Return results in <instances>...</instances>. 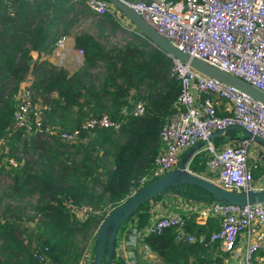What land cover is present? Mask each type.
<instances>
[{"label":"trees","instance_id":"1","mask_svg":"<svg viewBox=\"0 0 264 264\" xmlns=\"http://www.w3.org/2000/svg\"><path fill=\"white\" fill-rule=\"evenodd\" d=\"M68 11L78 13L79 20L95 15L84 0H0V147H7L0 153V175L9 178L0 189V264H78L87 238L105 213L144 184L138 179L152 169L161 145L159 130L174 110L179 82L170 72V57L141 33H132L139 37L136 41L105 40L107 32L120 26L110 12L95 16L97 36L85 29L73 35L74 46L83 51L79 68L69 72L41 58L42 52L49 53L58 34L70 32L64 24ZM32 50L37 57L31 56ZM20 83H28L44 123L70 130L89 115L105 113L118 125L81 131L70 142L25 134L10 127ZM136 100L143 103L142 113L121 111ZM216 108L218 114L225 113L221 101ZM226 134L214 136L213 144L219 145ZM7 157L15 164H8ZM187 160L190 171L200 174L205 170L202 150ZM262 170L252 161L253 179ZM167 192L185 199L210 200L209 193L195 184L185 183ZM68 199L89 204L98 212L77 220L67 207ZM147 204L140 203L117 233L127 221L143 226L150 216ZM32 218L36 223L25 229L23 222ZM217 227L214 217L203 223L188 217L184 224L195 237L207 236ZM142 241L162 264H225L218 241L202 245L196 239L176 240L172 227L146 234ZM42 246H46L45 260L33 254L34 248ZM256 253L264 255V246ZM111 264H125L114 250Z\"/></svg>","mask_w":264,"mask_h":264},{"label":"built area","instance_id":"2","mask_svg":"<svg viewBox=\"0 0 264 264\" xmlns=\"http://www.w3.org/2000/svg\"><path fill=\"white\" fill-rule=\"evenodd\" d=\"M123 1L179 50L235 74L264 92V0ZM84 3L96 16L107 11L120 26H132L108 0H84ZM64 40L65 34H58L50 51L55 50L54 54H58L64 48ZM82 52L80 47L75 48V54L81 56L78 60L82 58ZM169 57L170 72L179 82L174 110L159 130L161 145L153 157V167L138 179V183L143 184L173 169L186 148L204 139L206 141L199 150L204 153L203 172L211 176L207 178L227 189L255 188L248 162L250 138L242 133L236 143L220 145H214L212 139L207 138L215 130L236 125L241 132L246 131L264 140V103L236 87L205 76L185 61ZM14 98L10 127L25 134L53 136L70 142L81 131L90 133L97 126L114 128L118 125L103 113L89 115L79 127L63 130L43 122L40 107L31 100L26 83H20ZM220 101L224 114L217 113L216 106ZM143 109V103L136 100L121 111L137 115ZM7 163L14 165L15 161L8 158ZM67 207L77 220L98 212L89 204H75L69 199ZM182 207L184 211L166 210L156 217H149L141 227L128 222V236L118 242L114 240L116 256L125 264H139L137 244L144 253L150 251L142 238L172 227L176 240L191 242L196 239L202 245L218 241L224 252L233 256L240 253L241 264H264L256 260V251L264 246V202L228 204L212 199H192L184 202ZM188 217L196 223L214 217L218 227L207 236L195 237L184 229ZM45 250L46 246L34 248L33 254L39 260H45ZM92 250L93 239L85 245L78 264H91Z\"/></svg>","mask_w":264,"mask_h":264},{"label":"water","instance_id":"3","mask_svg":"<svg viewBox=\"0 0 264 264\" xmlns=\"http://www.w3.org/2000/svg\"><path fill=\"white\" fill-rule=\"evenodd\" d=\"M127 20L137 29L146 39L165 52L168 56L185 61L196 71L207 77L215 78L223 84L236 87L238 90L246 93L248 96L264 103V92L256 88L241 77L220 69L206 61L189 56L186 52L179 50L171 44L161 34L136 13L123 0H108ZM238 128L236 125H229L223 130L213 131L207 138L211 140L214 136L221 133L226 134L228 129ZM241 130V129H240ZM243 136L256 141L264 150V140L258 136L250 135L243 131ZM206 140L201 139L193 143L186 150L185 155H181L178 163L173 169H170L141 185L138 189L128 194L118 204L108 210L99 221L96 230L93 233V250L91 264H111L112 252L114 249V240L117 229L127 216L142 202L149 201L155 194H162L170 189L180 188L183 184H195L209 193V199L217 200L228 204L242 203H260L264 202V187L252 188L248 190L227 189L211 179L194 173L185 168V162L196 151H199Z\"/></svg>","mask_w":264,"mask_h":264},{"label":"crops","instance_id":"4","mask_svg":"<svg viewBox=\"0 0 264 264\" xmlns=\"http://www.w3.org/2000/svg\"><path fill=\"white\" fill-rule=\"evenodd\" d=\"M95 16L96 15L88 14L87 16H85L83 21H84V24L87 25L86 28H89L91 26L92 28H95L96 32H97L98 29H97L96 25L93 23L94 22L93 20H95V18H96ZM65 36H68V38H69L70 35H69V33H65ZM35 53L37 54L36 50H32L30 52V54L33 58L37 57V55ZM82 61H83V58H81L80 60H76L75 62H76V64H78V66H75L73 70L79 68L82 65ZM68 71L72 72L71 70H68ZM36 105H38L37 102H36ZM228 130H227L228 131L227 134L224 135L223 138H221L220 141H218V143H220V144H222V143H236L238 138L240 136H242V132L238 128H232V129H228ZM215 141H217V139H215ZM261 158H264V150L262 149L260 144H258L256 141L250 140V143L248 145V162L250 164L252 163V161H258L259 162V160ZM263 161H264V159H263ZM262 167H263V170L260 171V174L256 178L253 179L255 188L264 187V166L262 165ZM190 200H192V199H189V198L185 199L178 194H175L172 192H165V193L161 194L158 198H156L154 200L150 199L148 201L147 207H149V211H150L149 217H151V218L156 217L160 213H162L166 210L184 211L182 204L184 202H187ZM128 227L129 226H128V221H127L124 224V227L121 228L118 233H116V237H115L116 241L124 239V237L128 236V234H129V231H127L129 229ZM136 251H137V256H138L139 262L149 261L152 264H162V261H160L155 256V254L153 252L149 251V253H144L143 249L141 248V246L139 244H137ZM221 251H223V250H221ZM224 253H225V255H224V257H222L221 260L225 264H241L240 253H236L235 256H233L230 253H226V252H224ZM256 260L264 263V255H260V254L256 253Z\"/></svg>","mask_w":264,"mask_h":264},{"label":"rangeland","instance_id":"5","mask_svg":"<svg viewBox=\"0 0 264 264\" xmlns=\"http://www.w3.org/2000/svg\"><path fill=\"white\" fill-rule=\"evenodd\" d=\"M129 1V0H126ZM78 13H75L74 11H68V14L66 15V20H64V24L67 25V27H69L68 29L70 30L69 32V38L68 36H65V40H64V48H61L58 52V54H54L53 50L52 52L50 51L49 53H41V58L45 57L47 58L50 62H52L55 66H63L64 68H66L67 70H73L75 66H78V64H76V60H78L77 58L81 57V56H77L75 54V46L73 44V36L75 33H77L79 30H83V29H87L86 31L89 33H92L93 35L97 36L96 33V29L92 28L91 26L89 28H86V24H84V21L82 20L83 17H81V19L79 20L77 18ZM67 23V24H66ZM64 24L62 23L61 25L59 24V28H62L64 26ZM104 32H107V29H104ZM133 34L139 33L137 31L136 28H134L133 26H127V27H122L119 26V28H115L112 31L107 32L104 37L105 40H107L108 42H123L125 39H130L133 41L139 40V37H134ZM68 35V34H67ZM100 37V36H99ZM102 38V37H100ZM53 49V48H52ZM36 54V53H35ZM37 55V54H36ZM28 85V83H26V86ZM2 139L0 138V145H2ZM2 149V151L0 150V153H4L7 150V147H0ZM187 148L184 150L186 151ZM181 157V156H180ZM179 157V158H180ZM11 159L12 157H7V159ZM4 159V157H3ZM2 159V160H3ZM264 158H261L259 160V164L262 166H264ZM201 175H204L206 177H211L209 174H207L206 172H201ZM6 182H9V178L6 177L5 175H0V189L2 187V185H4ZM1 208V205H0ZM108 210V208H107ZM26 212H30L29 210H26ZM36 223V220L34 218L24 221L23 224H25L26 226H23L25 229H28L30 227H32L34 224ZM95 231V230H94ZM93 231V232H94ZM119 232V231H118ZM87 239H90L89 242L91 241V239H93V233L91 237H88ZM88 242V243H89ZM87 243V244H88Z\"/></svg>","mask_w":264,"mask_h":264}]
</instances>
